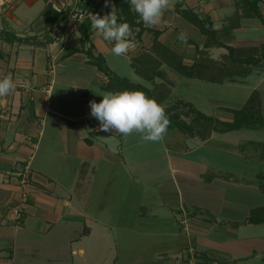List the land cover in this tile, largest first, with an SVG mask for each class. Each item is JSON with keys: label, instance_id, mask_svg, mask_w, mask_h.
<instances>
[{"label": "crops", "instance_id": "crops-1", "mask_svg": "<svg viewBox=\"0 0 264 264\" xmlns=\"http://www.w3.org/2000/svg\"><path fill=\"white\" fill-rule=\"evenodd\" d=\"M250 1H171L159 25L133 28L134 45L120 56L129 78L109 63L119 59L113 42L93 27L85 48L166 107L187 103L173 110L186 122L195 117L190 107L232 121L253 91L264 117V24L255 13L264 18V0ZM30 2L0 0L5 30L43 19L44 5L34 18L23 11ZM96 2L101 15L114 11L111 1ZM177 2L208 19V35L175 11ZM81 19L62 27L58 41L32 31L0 39V77L15 84L0 97V264H264V223L248 219L264 207V125L202 137L172 124L154 142L99 131L90 102L119 89L106 87L82 50L68 53L81 47ZM54 64L66 69L57 94L64 105L51 98ZM105 244L114 249L99 254Z\"/></svg>", "mask_w": 264, "mask_h": 264}, {"label": "clouds", "instance_id": "clouds-1", "mask_svg": "<svg viewBox=\"0 0 264 264\" xmlns=\"http://www.w3.org/2000/svg\"><path fill=\"white\" fill-rule=\"evenodd\" d=\"M131 9L147 27L159 25L166 10H170V0H129ZM110 4V0H105ZM114 9V7H113ZM91 25L105 41L113 42L111 53L124 56L133 47L135 30L126 21L112 11L105 15L92 14ZM181 40H186L184 33ZM15 88L10 75L0 77V97H4ZM99 102H90V114L99 122V131H116L127 137L133 132L139 133L145 141H159L167 133L170 123L166 106L149 96L142 89L107 90L98 93Z\"/></svg>", "mask_w": 264, "mask_h": 264}, {"label": "trees", "instance_id": "trees-1", "mask_svg": "<svg viewBox=\"0 0 264 264\" xmlns=\"http://www.w3.org/2000/svg\"><path fill=\"white\" fill-rule=\"evenodd\" d=\"M105 3V0H103ZM114 5V11L121 18L122 21L128 22L133 28L135 26L139 27L140 30L143 29V22L140 20L139 16L131 9L129 0H110ZM77 8L83 11V17L78 25V30L80 33V38L82 41L80 48H71L68 53L77 50H82L107 77L108 83L106 87L108 89H142L147 95L149 90L145 89L141 84H135L127 79L118 77L105 63L104 57L101 55H94L91 52L90 47L85 48V43L89 40L91 33V16L92 14H99L101 12L98 10V5L96 0H76ZM257 0L250 1L251 7L256 5ZM109 5V4H108ZM108 5L105 4L107 7ZM180 2L175 5V11L184 16L186 19L194 23L198 28L206 35L209 34L210 29L208 26V19L201 18L199 15L190 8H181ZM70 8L67 10L56 9L52 4H47L42 9L40 15L43 17L44 25L47 27H52L53 25H58L62 20L67 21ZM72 8L70 9V11ZM69 11V12H70ZM264 24V18L260 13L255 12ZM64 27V26H63ZM139 33L136 32V34ZM0 39H4L8 42H13L14 40L22 41L23 38L16 36L10 30H0ZM1 55V52H0ZM159 102V101H158ZM179 105H188L187 103L177 102L169 107L165 108L166 114L169 118V127L174 124L177 128L183 131L193 130L197 131L202 137L207 135L212 129H217L220 131H226L231 129H238L245 125H264V117L259 112V98L258 93L253 91L247 101L240 108L232 109L233 119L232 121H223L212 116H207L199 112L193 107H190V111L195 115L190 122H186L178 114L173 112L177 109ZM249 221L263 222L264 223V207H255L251 210L249 215Z\"/></svg>", "mask_w": 264, "mask_h": 264}, {"label": "rangeland", "instance_id": "rangeland-1", "mask_svg": "<svg viewBox=\"0 0 264 264\" xmlns=\"http://www.w3.org/2000/svg\"><path fill=\"white\" fill-rule=\"evenodd\" d=\"M38 1H40V2L36 3ZM100 1H102L101 3L103 4V0H100ZM171 1L173 2L174 0H170V2ZM45 2H46V0H42V1L41 0H31L30 3H35L32 7H27V6H23L22 7L21 6V8H23V11L27 10V12L26 11H24V12L27 13V15L29 17H33V18L36 17L38 13H40L39 10H40V8L43 5L46 6L47 4H55V6L57 8L64 9V10H67L68 8H70V9L72 8L71 11L69 9L70 12L69 11L67 12V14H68L67 21L62 20L57 26L54 25L52 29H46V26L44 25L45 23H44L43 19H40V20H38L36 22L33 21L28 26L27 25L23 26V25L16 24V23L14 24V23L11 22L12 28L7 27V29H9L11 31L14 30L15 32H19V33L25 34V36L23 35L20 38H26L28 36L27 33L29 31H32L34 33L32 35H29V36H31V38H34L35 40H39V41L42 40L45 43L47 36H49L51 38V40H56V41L61 40L60 35H58V33L61 32L62 27L63 26L65 28L67 27L68 30H69L70 28H73L74 25H76L78 23V20H77L78 18H79V20L82 18L80 15L83 13V11H81L80 8H77V5H76L77 3H75L76 0H50L48 3H45ZM102 7H103V5H102ZM6 11L8 13H11V14L12 13H14V14L15 13L16 14L19 13L18 11L14 12L13 9H9L8 7L6 8L5 12ZM5 26H6L5 24H2V26L0 27V30L2 28H3V30H5L6 29ZM109 63L111 65H114V67H117L118 73L120 75H125L128 78L131 77L130 71H129L130 68H128V66L126 64V59H123V57H119L118 60L116 58H113V59L110 58ZM62 66H63L62 64H60V65H55V64L52 65V67H53V76L56 78L55 79L56 83L54 85L53 97H51V98L53 99L52 102L54 103L55 106L56 105L58 106V105H61V104L64 105L63 102H59L60 100H58L59 98L57 96V94H59L61 92V89H60L61 86H59L60 85L59 83L61 81H64L63 79L65 77L66 69L63 68ZM72 93H74V92H72ZM248 133H249V137L251 138L250 140H256L257 137L260 138V136L257 135L255 131L254 132L249 131ZM260 139H264V138L261 137ZM254 142H255V144H253V143L249 144L250 147H249L248 150L250 151V157H255V156H253V154L257 150L256 147H255V146H257L256 145V141H254ZM251 154H252V156H251ZM234 167H237V166L234 165ZM253 167H255V165ZM108 248L113 250L114 249V245H110V244L101 245V246H99V249L97 251H98L99 254H104L107 251ZM112 259L113 258L107 259L108 261H105V264H113ZM117 263L118 264H132L133 262H129V261L123 260V261H119Z\"/></svg>", "mask_w": 264, "mask_h": 264}]
</instances>
